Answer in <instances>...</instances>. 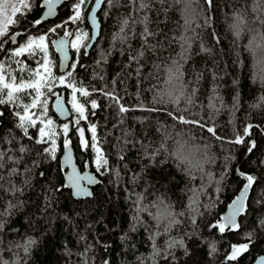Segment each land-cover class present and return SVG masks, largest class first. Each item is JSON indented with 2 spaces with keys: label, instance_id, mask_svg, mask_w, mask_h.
<instances>
[{
  "label": "trees",
  "instance_id": "16d2710c",
  "mask_svg": "<svg viewBox=\"0 0 264 264\" xmlns=\"http://www.w3.org/2000/svg\"><path fill=\"white\" fill-rule=\"evenodd\" d=\"M41 1L30 0L32 10L11 32L23 33L18 44L47 33L53 73L72 71L69 82L90 92L77 93L87 119L77 126L72 113L67 138L79 167L88 161L99 182L84 199L63 187L60 126L66 121L53 111L55 97L48 115L59 133L56 159L44 152L49 144L35 142L37 128L25 136L17 127L19 107L0 105V264H249L264 252V0H106L99 37L87 55L84 47L71 48L77 67L66 71L59 70L51 41L65 31L90 37L87 10L83 5L82 19L72 22L78 0H66L56 18L35 25ZM56 25L64 26L49 33ZM18 44H5L0 61L27 79L15 60L35 69L43 54L12 58ZM54 90L71 108V89L57 84ZM104 91L115 92L131 111L119 113ZM173 95L181 96L179 103ZM180 115L204 127L173 119ZM90 124L108 161L99 172L95 151L83 149L77 131L85 129L90 145ZM238 135L246 143H232ZM252 141L256 147L248 152ZM237 170L255 180L239 227L221 233L213 226L245 184ZM249 239V250L229 261L231 246ZM29 240L35 243L25 252Z\"/></svg>",
  "mask_w": 264,
  "mask_h": 264
},
{
  "label": "snow or ice",
  "instance_id": "6c2138e0",
  "mask_svg": "<svg viewBox=\"0 0 264 264\" xmlns=\"http://www.w3.org/2000/svg\"><path fill=\"white\" fill-rule=\"evenodd\" d=\"M102 0H95V7L92 9V23L96 25L95 13L96 9L100 7ZM209 4H211V0H207ZM60 3V0H44V5L47 7V12L45 16H52L55 14V7ZM86 4V0H78L76 4L73 5L75 13L73 16L69 17V20L72 22L80 21L83 16V8L82 6ZM146 7L145 4L141 3L140 8ZM32 5L30 0H0V51H7L5 48V44L11 41L12 43L18 44V37H20L23 33L20 31H16L14 33L11 32L12 26L17 25L20 22V18L25 15L26 11H31ZM42 21L37 19L34 21L35 25L41 24ZM67 23V22H65ZM124 26H127L128 20H124ZM242 21L238 18V22L233 25L234 29L239 35V31L241 28ZM264 23V22H262ZM64 25H56L53 28L48 30L49 33H55L58 28L63 27ZM121 33H124V27L121 28ZM73 35L69 31H65L64 37H68ZM148 35H151L145 29V40ZM126 37V33L120 37V39H124ZM94 39L95 36L89 37L88 32L86 31H78L75 34V39L70 42V46L76 50L77 53H80L82 47H88L90 45L86 44V41L89 39ZM52 45L55 46L56 50L63 53L64 59H67V47L69 46V41L64 39L63 37L59 41H52ZM38 53H42V60L37 62V67L35 69H29L26 65H23V62L19 59L15 60V63L20 67V71L28 72V78L25 79L23 76L17 75L13 73L12 65L10 63H5L4 61H0V105L4 104H13L20 108V111H16L14 115L18 120L17 127L23 130L25 136H28L30 128L38 129V138L36 139L37 144H49V147L44 148L45 153H49L52 159H56V151H57V143L55 137L59 135L57 132L56 121L48 115L49 112V99L51 97H55V103L52 105L55 110L60 113L62 116H67L70 114L69 109L64 106V98L61 94L56 92L54 89L57 87V84L60 86H64L65 88L71 89V99L68 103L71 104V112L76 113L77 119L75 120V124L77 126L80 125L82 120L87 119L86 115V107L84 103H81L77 98V93H79L82 97H88L90 92L83 88H77L74 82H69L72 77V71L67 72V75H59L56 76L53 73V61L49 56V45H48V35L47 33L39 35V36H28L27 40L23 44H18L17 47L12 49L11 57H23L25 54L29 56H36ZM86 54V53H85ZM140 55H143L141 53ZM133 59H136L133 57ZM73 70L77 67V63H72L70 66ZM179 80V76L176 77ZM171 83V78L169 80ZM103 91V90H101ZM181 96L183 95V85L180 86ZM103 94L109 97L118 107V112L123 114L131 109L125 107L121 103V97L115 94V92H107L104 91ZM30 96V102L24 103L23 97ZM181 96L173 95L172 98L174 102L179 103ZM189 102H191L189 98ZM91 108L95 109L98 107L96 100H91ZM38 109L39 111H34ZM155 109H153L154 111ZM2 115V113H0ZM171 115V114H169ZM173 119L178 120L184 124H196L200 127H204L200 124L199 121H192L185 119L184 116H173ZM62 128L64 134L63 147L68 151V154L65 157V163L71 164L72 156H71V141L67 138L69 132V124L64 123L60 126ZM252 125H248L244 129V136L249 135V130L252 128ZM88 130L91 132V144L85 139V129L82 127H77V131L80 136V144L84 148H88L89 146L95 151V164L97 171L99 172L101 167L107 165L108 161L103 154L102 149L99 147L97 143V135H96V125L90 124L88 126ZM207 132L211 133L215 136V128L208 127ZM244 136L238 135L232 143L235 144H244L246 143ZM218 138V137H217ZM256 147L255 141H252L251 144L247 147L248 152H252V150ZM24 149L21 148V152ZM3 154L0 153V159H2ZM87 166V164L85 165ZM241 176H245L247 183L244 185V189L240 196L236 198L229 205V214L223 218V223L218 222L213 227H218L219 231L223 233L227 228H237L239 227L236 224L235 216L244 210V197L246 196L248 189L253 185L255 178L251 175H245L241 172ZM68 187L74 189L75 196H91L92 193L82 185L83 181H86L88 184L98 183L99 181L90 174L85 173L81 175L75 168V165H72V171L67 175ZM171 215V213H169ZM174 222V221H173ZM3 227V224L0 223V228ZM34 240H29L25 247V252L29 250V247L34 244ZM252 243L251 239H249L248 243L243 244H235L231 246V252L227 256L229 261L237 260L243 253L249 250V245ZM182 244V242H181ZM213 251L215 249L213 248ZM264 259V258H262ZM107 264V261H105Z\"/></svg>",
  "mask_w": 264,
  "mask_h": 264
},
{
  "label": "water",
  "instance_id": "95a60500",
  "mask_svg": "<svg viewBox=\"0 0 264 264\" xmlns=\"http://www.w3.org/2000/svg\"><path fill=\"white\" fill-rule=\"evenodd\" d=\"M106 0H102L101 2V5L99 8L96 9V13H95V18H96V25H93L92 23V19H91V16H92V9L95 7V0H86V4L84 5V9L87 10V13H86V20L88 22V25H89V28H90V37L92 36H95L94 39H89L87 41L86 44L90 45L88 47H84V51L86 53V55L89 53L90 49L92 48L93 44L95 43V41L97 40V38L99 37V34H100V29H101V22H100V17H99V12L100 10L102 9V6L103 4L105 3ZM207 1V0H206ZM66 2V0H60V3L56 5L55 7V14L52 15V16H45V13L47 12V7L44 5V0H42L40 2V6H41V10H40V13H39V16H38V19H40L43 22H46L48 20H53L54 18H56V16L58 15V12H59V9L61 8V6ZM210 18H212V15L210 14ZM213 24L211 23V26ZM212 31H213V35L215 38L216 37V34L214 32V29L212 28ZM14 33V32H13ZM64 38L66 39L67 41H69V46L67 47L66 51H67V59H64V55L63 53L59 52L56 50L55 46L52 45V48L54 50V52L56 53L57 55V58H58V68L60 71H66L68 68H69V65L72 61V52H71V47H70V40H71V36H68V37H64V35L62 36H58V37H54L52 39V41H59L61 38ZM19 38V37H18ZM17 38V39H18ZM51 41V42H52ZM12 43V42H11ZM12 44H16V43H12ZM55 103V99L53 100V103L52 105ZM64 106L69 109V112L70 114L67 115V116H62L60 115V113H58L55 108H53V111L55 112V114L61 119V120H68L72 117V113H71V110L66 102V100L64 99ZM70 149H71V156H72V162L71 164H66L65 163V157L66 155L68 154V151L62 146V151H61V154H60V158H59V164H60V168L63 172V187L68 189L70 191V194H71V197L73 199H84V198H90L93 196V187L97 184V183H92V184H88L86 181H83L82 182V185L84 187H86L91 193L92 195L91 196H75L74 195V189L68 187V180H67V175L69 173H71L72 171V165L74 164L75 165V168L76 170L81 174V175H84L85 173L87 174H90L92 176H94L96 178V180L98 181L99 180V177L97 176V174L91 170V167L89 165V162L86 161V164L87 166L84 165L83 168H80L79 165L77 164V159H76V154H75V150L73 148V145H72V142H71V145H70ZM238 172V170H237ZM238 174L241 176V173L238 172ZM244 180H245V184L247 183V180L245 179V176H241ZM244 184V185H245ZM244 185L243 187L237 192L236 196L232 199V201L226 206V208L224 209V211L222 212V214L220 215V219L217 221L218 222H221L223 223V218L225 216H227L229 214V205L232 204V202L234 200H236V198L238 196L241 195L243 189H244ZM249 190L250 188L248 189V192L246 194V196L244 197V207H245V201H246V198H247V195L249 193ZM240 214V213H239ZM239 214L235 216V220H236V223L239 219ZM264 252L258 254L257 256H255V258L249 263V264H264Z\"/></svg>",
  "mask_w": 264,
  "mask_h": 264
},
{
  "label": "rangeland",
  "instance_id": "374dc122",
  "mask_svg": "<svg viewBox=\"0 0 264 264\" xmlns=\"http://www.w3.org/2000/svg\"><path fill=\"white\" fill-rule=\"evenodd\" d=\"M76 34V33H75ZM73 40V39H72ZM71 109V108H70ZM74 113V112H73ZM75 114V113H74ZM74 118H76V115H74ZM65 123H68L69 124V122L68 121H66Z\"/></svg>",
  "mask_w": 264,
  "mask_h": 264
},
{
  "label": "flooded vegetation",
  "instance_id": "af4514ba",
  "mask_svg": "<svg viewBox=\"0 0 264 264\" xmlns=\"http://www.w3.org/2000/svg\"><path fill=\"white\" fill-rule=\"evenodd\" d=\"M83 149L85 150V148L83 147Z\"/></svg>",
  "mask_w": 264,
  "mask_h": 264
}]
</instances>
